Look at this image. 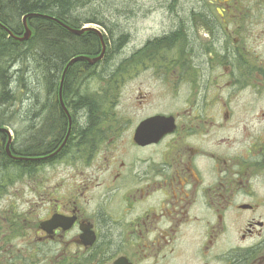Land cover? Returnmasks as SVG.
Listing matches in <instances>:
<instances>
[{
  "label": "flooded vegetation",
  "instance_id": "obj_1",
  "mask_svg": "<svg viewBox=\"0 0 264 264\" xmlns=\"http://www.w3.org/2000/svg\"><path fill=\"white\" fill-rule=\"evenodd\" d=\"M210 3L236 44L239 0ZM122 51L119 116L109 104L76 113L75 95L71 125L24 161L39 170L24 173L21 212L0 205V264H264V125L252 134L250 123H264V60L235 49L223 63L203 45L195 54L186 22ZM190 52L211 63L190 65ZM200 68L210 77L198 83ZM236 89L263 96L242 119Z\"/></svg>",
  "mask_w": 264,
  "mask_h": 264
},
{
  "label": "rangeland",
  "instance_id": "obj_2",
  "mask_svg": "<svg viewBox=\"0 0 264 264\" xmlns=\"http://www.w3.org/2000/svg\"><path fill=\"white\" fill-rule=\"evenodd\" d=\"M211 1L212 0H92V2L85 7L86 9L82 11L81 15L85 16L97 13L98 17L107 24V27L106 29L96 25H93V27H97L107 37L110 35L112 38H116L121 34H125L127 41L124 45L122 43V46L121 42H115L114 44L112 43L113 41H110L109 48L112 57L107 63H105V61L99 63V65L94 68L93 74H80L78 79L73 83L74 94L70 97L68 102H71V99L76 93L79 94V96L82 95L85 97L89 93L103 94L106 98V86L104 83L100 82L98 78L106 75H103L104 71L113 70L114 65L112 64L119 63L122 55H124V51H122L121 54V48H127L128 44L137 47L145 40L160 36L165 32L169 33L173 28L181 26V24L185 22L186 42H188L190 48L194 46L195 54L200 46L203 45L208 48V51L212 56L218 57L220 62L225 63L224 60L227 58V63L230 64L233 61L230 51L240 49L242 54H245L242 50L251 51L250 54L253 55L257 54L252 57L256 58V61H254L253 64L259 63L258 61L262 62L264 60V0H239V10L235 13L236 17H233L228 21L229 32H234V37L237 38L236 44L233 43L232 36L227 37L224 30L221 29V22H212L211 25L213 28L210 27V31L202 22L200 14L205 16V13H209L211 16H214L213 18L217 19L215 15L217 14L216 10L219 8L212 5L210 3ZM216 24L218 25L215 26ZM164 44H166L168 48L180 47L181 45L179 40L173 43L166 41ZM34 48L36 47L34 46ZM198 56H201V54ZM190 58V65H201L200 63L209 65L211 63L207 55L201 56L200 59L192 56L190 52ZM27 60L28 59H22L21 63L14 68V72L18 70V75L22 83H26L29 88L32 87L36 91V94L39 93V96L43 98L46 95V93H44V88L39 87L36 83L33 85H30L29 83V75L31 78H34L35 75L37 76V66L34 65L32 59L29 60L30 62H27ZM202 60H204V62ZM208 75L210 77V72L208 74L207 71L200 68L196 77L199 78L198 83ZM20 85L23 86V84ZM118 86L116 83L111 86L112 88L114 87L116 91L113 94V89L112 95H110L107 100L110 109H115L114 112L117 116H119L120 113ZM234 90H231L230 92L231 95L233 94L232 100L234 101L233 105L235 106V116L240 119H242L244 113H246V111L242 110V107L249 108L248 103H251L255 107V104H258L259 101L263 99L261 94H257L255 97L253 95V92H255L253 89H247L242 92L237 91L236 89V93ZM19 91L20 94L16 97L15 101L10 102L9 105H6L2 108V111H0V121L2 118V123L8 124L3 127L9 131V135L11 139H13L12 144H16V146L24 143L27 137L31 135L32 131H34L32 127H36V125L38 126V124L41 123V126L44 127V121H47L48 117L54 113V109H51V107L47 108V105H45L47 101L44 97L42 102L46 107H41L40 113H37V115L41 114L40 117L35 119L34 116H32V119L29 121L26 116V110L28 109L27 107L29 103V101L26 102L28 89L25 92L23 87H21ZM228 94L229 92L224 93L225 96ZM64 102L67 104V100L64 99ZM104 105V102L101 100V108ZM56 108L57 107H55V109ZM256 108L255 112H258V107ZM239 122H243V120ZM250 123H253L254 125L252 134L259 131L264 125V123L259 120H250ZM45 132L46 130L40 137L42 140L46 138ZM48 136L49 139L52 138L50 135ZM68 170L72 171L70 167ZM12 172L13 171H11V173ZM58 172L59 171L57 170V173ZM58 176L62 177L63 175L59 174ZM66 179L67 175H64L62 178L64 183ZM27 199L28 193L25 181L20 179L13 185L9 186L7 196H4L0 205L4 204L3 206H9L11 203L14 204V208H17V210L21 212L24 207H26Z\"/></svg>",
  "mask_w": 264,
  "mask_h": 264
},
{
  "label": "trees",
  "instance_id": "obj_3",
  "mask_svg": "<svg viewBox=\"0 0 264 264\" xmlns=\"http://www.w3.org/2000/svg\"><path fill=\"white\" fill-rule=\"evenodd\" d=\"M91 2L92 0H0V24L10 30L15 36H20L24 33L22 18L27 14H36V16L27 19L31 36L23 43H18L8 37L7 33L0 27V111L6 105H9L10 102L15 101L20 94L19 89L21 87H23L25 92L28 89L26 102L29 101V103L26 116L29 121L32 116L35 119L40 117L41 114L37 115V113H40L41 107L44 108L46 107L45 105H47V108L51 107V109H54V113L48 117L47 121H44V127L41 126L42 123L32 127L34 131L24 143L19 146L12 144L11 152L13 155L25 159L38 157L45 151V139L42 140L40 138L45 130L46 138L49 137L48 135L56 138L58 134H62L65 131L66 115L59 109L58 105V89L62 72L67 63L74 57L81 55L91 58L97 57L100 54L101 43L96 34L92 32H85L82 35L71 34L49 17L72 29H80L85 24H95L106 29L107 24L98 17L97 13L81 15L82 11L86 9L85 7ZM200 17L202 22L211 28H213L212 22L217 23L219 21L217 14L215 15L217 19L213 18L214 16L209 13H205V16L200 14ZM124 39L123 34L116 38L104 35L106 53L103 61L105 63L112 57L109 48L110 41H113L112 43L114 44L115 42H121L122 46ZM166 41L171 42V40H165L164 42ZM190 49L192 52L194 46ZM29 58L37 66V76L35 75L34 78H31L29 75V83L30 85L36 83L39 87L44 88V93H46L44 97L47 98L45 105L42 102L44 97L39 96V93L36 94V91L32 87L29 88L26 83H22L18 70L14 72V68L21 63L22 59H28L27 62H30ZM119 64L120 60L118 64H112L114 65L113 70L104 71L103 75H106L98 78L106 86L107 97L112 95L114 87L112 88L111 86L118 81V75L114 74L118 73L117 66ZM97 65L91 66L84 61H79L67 69L62 88V98L67 100V104H70L68 100L74 94V81L78 79L80 74H93ZM20 84H23V86ZM75 95L79 97V104L77 102V106H75L76 109L79 108L78 111H75L76 113H90L91 107L100 105L99 101L93 102L91 98H105L103 94L89 93L86 97L79 96L77 93ZM81 101H85L87 104L82 105ZM102 102L106 105L108 104L106 101L102 100ZM55 107L57 108L55 109ZM96 110L99 111L98 108ZM2 121L1 118L0 128L8 125L7 123H2ZM6 140V134L0 132V200L7 195L9 186L20 180L29 168L34 173L39 170L37 163H30L29 167L26 168V162L23 159L17 162L10 160L4 148ZM11 171L13 172L11 173Z\"/></svg>",
  "mask_w": 264,
  "mask_h": 264
},
{
  "label": "water",
  "instance_id": "obj_4",
  "mask_svg": "<svg viewBox=\"0 0 264 264\" xmlns=\"http://www.w3.org/2000/svg\"><path fill=\"white\" fill-rule=\"evenodd\" d=\"M219 14L221 15L220 11H219ZM33 16H36V14H27V15H25L22 18V24H23V28H24V33L22 34V36H15L10 30L5 29L6 32L8 33V35H9V37L12 38V39H14L15 41H17L19 43H22V42L27 41L30 38V36H31V31L29 30L28 25H27V19L29 17H33ZM49 18L52 19L53 21L57 22L58 24H60L65 30H67L71 34H74V35H82L85 32H93V33L97 34L99 36V38L102 40L101 33L97 29H95L93 27H84V28H82L80 30H76V29H72V28L66 26L65 24H62V23L56 21V19H54V18H51V17H49ZM104 54H105V45L102 42V51H101V53H100V55L98 57L90 58L88 56L81 55V56H77V57L72 58L67 63V65H66V67L64 69V72H63L61 81H60V87H59V94L58 95H59V101H60L61 107L64 110L65 114L68 116L69 121H70V116H69L68 111L65 108V106L63 104V101H62V85H63V81H64V77H65V73H66L67 69L72 64H74L76 62H79V61H84V62H86L89 65H94V64L100 62L103 59ZM0 131L6 133L8 135V141H7V144L5 146L6 154L10 158H12V159L21 160L19 158L13 157V155L11 154V151H10L11 137L9 135V132L7 130H5V129H0Z\"/></svg>",
  "mask_w": 264,
  "mask_h": 264
}]
</instances>
